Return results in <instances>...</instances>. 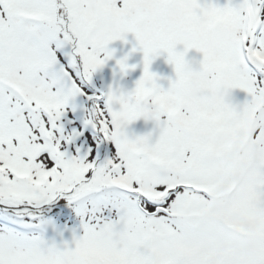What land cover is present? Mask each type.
Returning <instances> with one entry per match:
<instances>
[{
	"label": "snow or ice",
	"instance_id": "obj_1",
	"mask_svg": "<svg viewBox=\"0 0 264 264\" xmlns=\"http://www.w3.org/2000/svg\"><path fill=\"white\" fill-rule=\"evenodd\" d=\"M0 264H264V0H0Z\"/></svg>",
	"mask_w": 264,
	"mask_h": 264
},
{
	"label": "rangeland",
	"instance_id": "obj_2",
	"mask_svg": "<svg viewBox=\"0 0 264 264\" xmlns=\"http://www.w3.org/2000/svg\"><path fill=\"white\" fill-rule=\"evenodd\" d=\"M218 3L224 4L227 0H217ZM128 42L125 43L124 41H114L112 42L109 47L116 49V59H119L129 53L134 45H137L135 37L133 34H129L127 38ZM138 46V45H137ZM188 58L192 59H200L202 58V54L197 53L195 50H192L188 54ZM116 59H113L107 63V65L99 70L94 76V82L98 88L101 90L107 91L110 87H124L126 89H132L135 87L136 81L142 76L143 74V52L137 51L131 53L129 57L128 63L138 65L135 69H129L127 74L121 73L119 66L116 64ZM151 70L157 73L162 79L159 81L165 88L169 86L168 77L175 78L174 67L169 65L166 60V54L157 58L152 66ZM233 98L239 102L243 103L244 100L247 98V94L244 93L242 90L236 89L233 91ZM155 128V124L153 121H145L143 118L133 122L129 126V134L130 135H145L150 132H153ZM155 139V134L153 135ZM69 213L71 210L69 209ZM61 224H67L69 229L77 227V221L74 215H71L68 220H61ZM51 235V232L49 233ZM71 231L65 232V239L71 240Z\"/></svg>",
	"mask_w": 264,
	"mask_h": 264
}]
</instances>
